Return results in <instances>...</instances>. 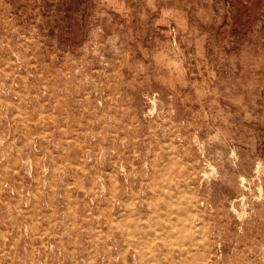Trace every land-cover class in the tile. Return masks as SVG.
<instances>
[{
	"label": "rangeland",
	"instance_id": "rangeland-1",
	"mask_svg": "<svg viewBox=\"0 0 264 264\" xmlns=\"http://www.w3.org/2000/svg\"><path fill=\"white\" fill-rule=\"evenodd\" d=\"M0 264H264V0H0Z\"/></svg>",
	"mask_w": 264,
	"mask_h": 264
}]
</instances>
